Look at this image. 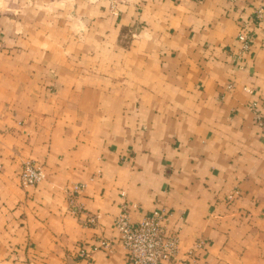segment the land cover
<instances>
[{
    "label": "crops",
    "instance_id": "crops-1",
    "mask_svg": "<svg viewBox=\"0 0 264 264\" xmlns=\"http://www.w3.org/2000/svg\"><path fill=\"white\" fill-rule=\"evenodd\" d=\"M260 6L0 0V264H129L126 203L133 222L167 211L162 264H264ZM28 161L46 178L22 187Z\"/></svg>",
    "mask_w": 264,
    "mask_h": 264
},
{
    "label": "built area",
    "instance_id": "built-area-1",
    "mask_svg": "<svg viewBox=\"0 0 264 264\" xmlns=\"http://www.w3.org/2000/svg\"><path fill=\"white\" fill-rule=\"evenodd\" d=\"M110 7L115 9L122 0H107ZM255 23L264 21V7H256L253 13ZM240 43V54H245L250 50L252 44V34L245 24L237 36ZM248 90V89H247ZM250 91V90H249ZM46 178L43 166L28 161L24 163L20 173L19 181L22 187L37 186ZM84 189L83 184H75L68 188V202L70 211L80 216L83 208L76 203V196ZM137 205L125 204L123 211L116 219V227L119 232V243L127 253L129 264H162L175 259L180 236L177 231L168 229L169 215L165 209L154 210L140 221L133 222L130 218L129 207ZM98 216L89 215L86 222L95 224ZM103 247L110 249L112 243L104 241Z\"/></svg>",
    "mask_w": 264,
    "mask_h": 264
}]
</instances>
